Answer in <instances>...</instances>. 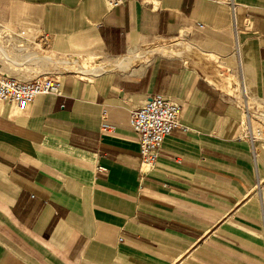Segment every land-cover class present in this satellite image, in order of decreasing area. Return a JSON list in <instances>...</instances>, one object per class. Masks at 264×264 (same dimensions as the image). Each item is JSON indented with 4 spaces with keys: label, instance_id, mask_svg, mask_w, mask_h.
Wrapping results in <instances>:
<instances>
[{
    "label": "crops",
    "instance_id": "0c3cea01",
    "mask_svg": "<svg viewBox=\"0 0 264 264\" xmlns=\"http://www.w3.org/2000/svg\"><path fill=\"white\" fill-rule=\"evenodd\" d=\"M34 34L111 65L62 60L39 75L60 96L0 102V264H264V142L242 137L247 99L264 110V0H0V71L28 69L7 49ZM153 95L182 111L146 167L129 117Z\"/></svg>",
    "mask_w": 264,
    "mask_h": 264
},
{
    "label": "built area",
    "instance_id": "2783aa9c",
    "mask_svg": "<svg viewBox=\"0 0 264 264\" xmlns=\"http://www.w3.org/2000/svg\"><path fill=\"white\" fill-rule=\"evenodd\" d=\"M110 8L129 1L146 2L147 0H104ZM201 27V25H199ZM59 76H36L30 81H18L0 71V102L10 104L18 110H25L39 95L60 96ZM182 106L168 98L153 95L129 117V125L138 138L141 164L153 167L164 138L179 128ZM244 122L242 137L246 138L254 150L255 144L264 142V110L251 112L243 106ZM259 122L253 129L251 120ZM102 128H107L102 114Z\"/></svg>",
    "mask_w": 264,
    "mask_h": 264
},
{
    "label": "rangeland",
    "instance_id": "374dc122",
    "mask_svg": "<svg viewBox=\"0 0 264 264\" xmlns=\"http://www.w3.org/2000/svg\"><path fill=\"white\" fill-rule=\"evenodd\" d=\"M42 40V38L40 39L38 37V35H31V36H25V40H23L25 43H23V41H20L19 38L17 36H11V38L9 39V45H8V51L9 53L12 55H21L22 53L19 52L17 49V46H22L27 50L28 52H33V55L30 56V61H29V67L27 70H24L23 73L18 74L16 72H14L11 69H8L5 64L4 61H2V68L1 71L4 72L6 75L18 80V81H30L32 80L35 76H39V75H44L46 73H53V71H55V65H58L59 61H68V64L66 65H62L61 68L59 70H63L64 72H72L74 74H76L78 77L81 78H89L88 75L86 74H92V73H96L97 71H101L102 66L99 65H104L105 59L101 60V54H97L95 56H91L93 58H88L89 56H75L73 55L72 58L70 60H65L64 57H58L56 54H54V52L49 48V43L44 40L46 45L40 47L37 44L40 43V41ZM154 52H157L156 50H154ZM51 56L53 59V64L51 63L50 65H48L45 69H40L37 65L38 63V58L39 56ZM18 57V56H17ZM1 55H0V60H1ZM44 68V67H43ZM99 69V70H98ZM60 76V75H59ZM235 95V94H234ZM249 104L251 106H253L255 109L256 108V104L255 101H251L248 100ZM243 105V104H242ZM259 110V109H257ZM260 111V110H259ZM252 123V127L253 129L259 127V122H257L256 120L252 119L251 120Z\"/></svg>",
    "mask_w": 264,
    "mask_h": 264
},
{
    "label": "bare ground",
    "instance_id": "6f19581e",
    "mask_svg": "<svg viewBox=\"0 0 264 264\" xmlns=\"http://www.w3.org/2000/svg\"><path fill=\"white\" fill-rule=\"evenodd\" d=\"M164 48H165V46H163ZM157 52L156 53H159V52H161L162 51V53H166L167 52V50H166V52L165 51H163V49H161L160 47H157L156 49H155ZM168 53V52H167ZM170 53V52H169ZM171 55H172V53H171ZM174 55H176V53L174 52ZM199 60V59H198ZM110 65L111 64H104L103 66L106 68H110ZM233 78V77H232ZM231 82H233L232 80H230ZM247 110H250L251 112H254V111H252V110H254V109H247Z\"/></svg>",
    "mask_w": 264,
    "mask_h": 264
}]
</instances>
